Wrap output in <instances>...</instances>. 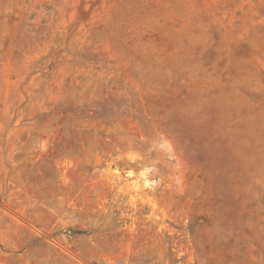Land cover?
<instances>
[{"label":"rangeland","instance_id":"obj_1","mask_svg":"<svg viewBox=\"0 0 264 264\" xmlns=\"http://www.w3.org/2000/svg\"><path fill=\"white\" fill-rule=\"evenodd\" d=\"M0 264H264V0H0Z\"/></svg>","mask_w":264,"mask_h":264},{"label":"bare ground","instance_id":"obj_2","mask_svg":"<svg viewBox=\"0 0 264 264\" xmlns=\"http://www.w3.org/2000/svg\"><path fill=\"white\" fill-rule=\"evenodd\" d=\"M144 183L147 184L148 183V180H144Z\"/></svg>","mask_w":264,"mask_h":264}]
</instances>
